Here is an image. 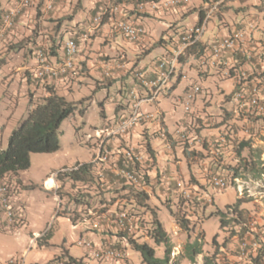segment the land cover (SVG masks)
I'll return each mask as SVG.
<instances>
[{
  "label": "crops",
  "instance_id": "0c3cea01",
  "mask_svg": "<svg viewBox=\"0 0 264 264\" xmlns=\"http://www.w3.org/2000/svg\"><path fill=\"white\" fill-rule=\"evenodd\" d=\"M120 1L127 11V16L136 19L146 28V36L138 43L128 41L116 29L114 21L106 15L98 28L90 29L93 18L114 0H57L52 9L47 8L48 0H31V5L20 12L15 25L7 31L0 32V62L1 65L7 63L10 67L2 81L16 84L19 81L22 85L26 82L27 92L24 96L27 95L29 98L33 95L35 98L40 91L46 92L44 86L46 83L54 85L57 92L68 100L77 101L80 97L81 100L87 99L89 95H86V90L95 85L106 93L112 103L107 108L106 101H101L104 119L102 125L96 129L97 139L89 148L91 150L88 158H76L74 164L63 167H73L77 162L92 161L95 175L93 181L76 183L74 186L71 181L61 182L54 178L55 170L40 172L38 179H33L32 175L25 176L27 170L20 172L15 202L24 206L26 223L29 221L28 215L32 208L29 191L39 189L42 194L51 196L56 204L60 203L61 208L57 213L71 222L72 231L79 232V237L69 243L66 236L62 241L56 240V232L44 237L46 230L29 231V244L36 245L37 248L30 263L46 264L55 259L68 261L67 256L70 255L76 262L69 264H131L133 261L130 249L133 248L127 238V232L122 229L117 219L120 210L131 208L135 217L141 218L145 227L136 230L133 237L139 242H147L153 246L156 256L162 258L165 248L162 245L158 246L147 231L152 225L151 209L156 212L173 243L174 257H171L170 264H173L177 257L179 259L174 264H254L239 256V247L243 239L264 237L263 196L252 191L255 195L245 199L246 195L239 193V186H234L236 189L234 200L220 207L215 203L210 186H213L212 177L224 174L227 168H230V164L235 167L240 161L238 155L233 161L230 160V155L237 152L243 154L246 150L254 148V142L264 136V117L252 118L248 123L251 134L244 132L245 122L234 113L233 93L237 87L236 79L226 75V66L203 65L202 53L204 46L213 39L227 36L242 27L248 20L247 17L255 18L258 24L254 37L264 40V7L255 3L256 9L252 8L249 0L221 2L216 14L208 21L201 41L191 53L185 54L184 62L172 76V87L168 94L170 97L179 86L182 79L180 75H187L183 95L171 97L172 102L180 103L185 111L174 134L169 129L172 122L165 121V113L161 111L158 102L142 105V110L156 112L161 118L160 122L143 121L134 130L145 138L141 141L147 150V153H144L137 147L146 158L144 167L147 178L143 190L148 193L151 208L146 209L138 206L133 196L127 198L128 190H118L122 187L123 180L117 175L118 168L122 165L121 156L125 147L129 144L136 147L142 142H136L138 138L134 132L129 142L123 137L114 139L115 136H108L107 130L128 111L129 95L132 90L139 91L141 95L147 94L146 87L140 84L135 73L140 71L148 80L155 79L157 62L172 55L180 43L182 33L200 24L204 19L205 8L218 0L193 2L181 0L176 6L158 8L146 4L141 12L138 11V4L143 0ZM20 2L21 0H0V22L5 11L17 7ZM196 13V20L179 24L181 19L187 20ZM247 14L249 16H246ZM154 18L161 20L171 18L169 29L156 27ZM71 36H75L79 44L80 51L77 57L79 74L35 83L33 72L37 65V50L40 47L45 48L50 59L55 60L63 54V43ZM53 50L56 52H51ZM230 59L229 56L223 58L224 61ZM119 63L123 66L118 67ZM237 66L247 71L251 78L260 79L264 76V64L256 60L239 63ZM192 85H199L201 92L197 94L191 111L187 112L183 98ZM21 95L22 92L18 93V97ZM92 102L94 99L93 101L91 99ZM83 107L86 108V113L89 105L84 103ZM160 126L166 131V137L160 136ZM152 132L157 135L154 140ZM242 142L248 144L241 148ZM45 183H48L47 186ZM78 191L90 193V203L99 201L98 204L95 207L87 204L80 207L74 205L70 198ZM186 191L196 195L194 201L186 200L184 196ZM238 198L243 199L239 209L248 222H236L233 226L230 224L221 226L220 223L223 234L221 236L217 234L212 242L205 241V231L199 228L200 220L205 221L211 217H218L220 220L216 213L227 211V205L234 204ZM210 204L212 206L208 208ZM164 207L169 210V214L165 212L167 223L161 214ZM56 210L55 205L47 206V212L51 217ZM76 212L80 217L73 222L70 217ZM84 213L90 217L82 219ZM174 213L184 214L192 222L189 230L180 226ZM199 230L202 237L198 236ZM21 232L19 229L16 234L19 235ZM195 239L201 243L203 241L204 245L202 243V252L196 255L195 261H191L186 256L185 246ZM80 241H91L97 245L110 243L122 250L124 257L109 263L100 262L89 254L87 247L81 245ZM69 244H76V249L73 250ZM24 253L28 254L29 249L26 248ZM261 257V264H264V253Z\"/></svg>",
  "mask_w": 264,
  "mask_h": 264
},
{
  "label": "built area",
  "instance_id": "2783aa9c",
  "mask_svg": "<svg viewBox=\"0 0 264 264\" xmlns=\"http://www.w3.org/2000/svg\"><path fill=\"white\" fill-rule=\"evenodd\" d=\"M57 0H48L47 8L52 9ZM181 0H148L140 1L138 11H143L146 4L152 8L172 7L179 4ZM186 1V0H185ZM218 0L213 4H209L204 10L203 21L190 29H186L181 37L180 43L171 56L161 58L157 64V77L148 80L140 71L135 76L140 84L146 87L147 94L141 95L139 91L132 90L130 92V111L124 114L114 126L107 130L108 136L123 137V134H132L133 129L140 125L143 121L157 120L161 118L158 113L142 110L143 104L155 103L161 96L168 95L172 87V76L178 72L181 61L180 57L185 53L186 49L199 43L206 31L208 21L216 14L221 2ZM31 0H21L17 7H11L6 10L0 22V32L11 29L23 8L29 7ZM108 16L114 21L116 29L130 42L138 43L146 36L147 31L143 24L136 19L127 16V11L120 0H114L108 6H105L96 15L90 25V29L98 28L103 21L104 16ZM244 25L227 36L217 37L204 46L202 57L203 65L226 66V75L233 76L237 81V87L233 93L235 102V116L245 122L244 132L251 134L249 121L254 117H264V76L260 79L251 78L250 74L239 68L237 64L243 62H257L264 64V40L254 37V32L258 29L255 18H249ZM64 52L55 60L50 59L49 52L40 47L37 50V65L33 72V80L36 83L46 82L54 78H69L78 74L79 68L77 57L79 54V44L74 36L67 38L63 43ZM229 56V61L223 58ZM118 67L123 65L119 63ZM180 78H187L182 74ZM201 92L199 85H192L183 98V105L187 112H190L195 102L196 96ZM161 136L166 137V131L162 128ZM122 165L118 168L117 175L125 184L135 189H144L146 185L147 172L144 167L145 155L137 147L128 145L125 147L122 156ZM57 172L53 174L55 178ZM240 182V178H234ZM264 183V172L257 183ZM48 183H45L47 186ZM214 187L224 190L228 187L229 181L224 175H216L212 177ZM19 188V183L15 178L7 177L0 180V223L5 226L19 229L26 223L24 206L15 202V195ZM248 195L253 196L255 193L248 189ZM242 185H239L240 195H244ZM264 196V193H260ZM184 196L188 202L194 201L196 195L191 191H186ZM233 212V209L230 210ZM120 226L127 232L128 236H134L136 230L145 228L141 218L135 217V213L131 208L120 210L117 214ZM81 245L86 246L89 254L96 260L109 263L124 257V252L115 248L112 244L97 245L91 241H80ZM259 253H264V237H254L253 239H243L240 242L239 256L243 259L250 260L254 264V257ZM174 256V255H173ZM0 264H25L23 257H10ZM46 264H69L64 259H55Z\"/></svg>",
  "mask_w": 264,
  "mask_h": 264
},
{
  "label": "rangeland",
  "instance_id": "374dc122",
  "mask_svg": "<svg viewBox=\"0 0 264 264\" xmlns=\"http://www.w3.org/2000/svg\"><path fill=\"white\" fill-rule=\"evenodd\" d=\"M195 0H191L193 2ZM250 7L255 8L254 5L257 3L260 7H264V0H249L248 1ZM246 16H249L248 14ZM197 19V13L193 16L191 15L187 20L181 19L179 24H186L187 22H192ZM172 20L168 18L167 20H161L154 18L153 21L156 24V27L163 28L164 30L169 29V21ZM151 24V22H149ZM7 59V56L4 57ZM9 64L1 65L0 62V149H4L8 145L9 137L11 132L19 126L23 118H25L28 114L29 110V98L24 96L27 92V84L26 82L22 85L17 81L16 83L12 82H3L9 71ZM80 70L78 71L79 74ZM187 81V78H182L179 86L174 89L171 97L181 96L183 95V88ZM22 95L18 97V93ZM36 92V91H35ZM113 92V90H111ZM47 93L45 91H40L37 97L34 98L35 101H41L43 97ZM86 95H89L87 99H84L83 102H80L81 98H78L77 108L75 111L63 120L60 127V148L54 152H33L31 154V164L30 167L25 171V176L32 175L33 179H38L39 173L48 171L52 172L55 170L59 171L64 166L74 164V160L76 158H88L89 149L91 145H94L96 137V129L100 127L103 123V115L101 113V101H106V106H111V100L106 96L104 91L99 90L95 85L89 87L86 90ZM171 97L168 95L161 96L158 99V104L161 109L165 113V121L172 124L169 125V129L172 134L175 133V130L178 126H180L181 118L185 114V111L182 105L174 104L171 100ZM129 98L130 95H129ZM91 99L94 102L91 103ZM76 100V99H75ZM127 102V101H125ZM89 105L85 114H81L80 108L83 107V104ZM89 103V104H88ZM128 111L125 114H128ZM160 116V115H159ZM153 121H156L155 119ZM136 129V127L133 129ZM159 131L161 133L162 128L160 126ZM158 131V132H159ZM136 142L141 140H145V138L141 137L138 132H134ZM152 140L157 138V135L152 132ZM131 133L123 134V138L129 141ZM161 136V134H160ZM121 138L116 137L114 139ZM130 142V141H129ZM142 144L137 145L142 152L147 153L146 148H144L143 141ZM255 147L246 150L243 154H239L238 152L230 155V160H234L238 155L240 161L238 164L233 167L230 164V168H227V171L224 172V175L228 181L229 185L226 189L220 190L216 187L210 186V190L212 195L215 198V203L224 207L227 203L234 200L236 196V189L234 186L242 185L246 198L249 199L248 189H252V191H256L259 193H264V183L259 182L256 183L257 179H260L262 173L264 172V136L261 137L260 140L254 142ZM251 162H256L255 168H252ZM234 163V162H232ZM236 163V162H235ZM69 167V166H68ZM237 170V171H236ZM238 176L240 178V182L235 181L234 177ZM237 184H235V182ZM31 194V210L29 211V221L25 223L20 229L22 232L18 235L11 227L5 226L3 223H0V262L5 261L10 257H23L25 259V264L30 263L32 259H34V252L37 249L36 245L29 244L30 234L29 231H39L46 230L50 231L52 234L56 232V240H61L64 236L68 238L69 243L73 242L72 240L77 239L79 237V232L71 230V222L67 220V218L61 214H58V210L61 208L60 203L57 204L53 201L51 196L46 194H42L39 189L29 191ZM264 198V196H263ZM55 205L57 210L54 212V215L51 217L47 212V206ZM212 204L208 208H211ZM138 210V209H137ZM63 211V210H62ZM167 212L169 214V210L164 207L162 217L164 221L167 223V217L165 216ZM231 215L227 216V219H233L237 214L234 212L230 213ZM139 215V214H138ZM90 217L86 213H84L81 218ZM264 217V216H263ZM202 219V218H201ZM243 221L248 222V219L243 216ZM144 221V220H143ZM220 220L218 217H211L207 220H200V227L205 231V241L212 242L217 234L220 236L223 234V230L220 227ZM235 221L230 222V226L235 225ZM190 224L192 222L190 221ZM228 224V225H229ZM27 227V228H26ZM24 231V232H23ZM27 232V233H25ZM25 233V234H24ZM198 236L202 237V232L199 230ZM203 240V238H201ZM203 245L204 242L202 241ZM72 249H76V244H69ZM161 246V245H158ZM165 248V246L162 244ZM161 246V247H162ZM29 249V253L25 254V249ZM130 255L132 256L131 264H147L143 261L142 255L140 252L130 249ZM174 254H172V257ZM181 257V255H180ZM178 257L175 261H178Z\"/></svg>",
  "mask_w": 264,
  "mask_h": 264
},
{
  "label": "trees",
  "instance_id": "16d2710c",
  "mask_svg": "<svg viewBox=\"0 0 264 264\" xmlns=\"http://www.w3.org/2000/svg\"><path fill=\"white\" fill-rule=\"evenodd\" d=\"M148 1V0H144ZM75 37V36H74ZM198 45L195 44L186 49L185 53L180 57L181 63L184 62V57L191 53ZM55 53L56 51H51ZM52 54V53H51ZM186 54V55H185ZM137 78V77H136ZM34 81V80H33ZM139 81V80H138ZM36 83V81H34ZM38 84V83H37ZM45 90L47 94L41 101H35L33 95L29 97L28 114L18 127H16L10 134L8 145L4 149H0V180L7 177L15 178L17 182L21 171L27 170L31 164V154L33 152H54L60 148V127L64 119L70 116L77 108V102L68 100L65 96L59 94L54 85L45 83ZM84 99L80 100L83 102ZM85 107L80 108L81 114H85ZM248 142H242L241 148H244ZM252 168H255L256 162H251ZM94 162H77L73 167H65L57 171V180L61 182L71 181L75 186L76 183H83L93 181L95 175L93 172ZM237 171V170H236ZM34 188V186H31ZM118 190H128L127 198L132 196L134 202L141 207L151 209L148 203V193L143 189H135L124 183ZM126 195H123V197ZM90 193L78 191L70 198V202L76 206L87 204L88 206H96V203H90ZM243 199L238 198L234 204L227 205V211H218L216 214L220 217L221 226H226L230 222L237 223L243 221V212L239 209ZM237 214L233 219H227L230 210ZM153 219L152 225L147 229L148 234L157 245L165 246V253L162 258L156 256V250L147 242H139L133 236H127L131 247L140 252L143 261L147 264H170L171 255L173 251V243L169 234L167 233L163 223L158 218L156 212L152 210ZM180 226L185 230L190 229V220L183 214L174 213ZM80 215L76 212L71 216L73 222L78 219ZM50 231L44 233V237H49ZM202 243L195 239L192 243H187L185 246L186 256L195 261L196 255L202 252ZM259 253L254 257L256 264H261V256ZM68 257V263L76 262L72 256ZM174 264V262H173Z\"/></svg>",
  "mask_w": 264,
  "mask_h": 264
},
{
  "label": "clouds",
  "instance_id": "9594fccd",
  "mask_svg": "<svg viewBox=\"0 0 264 264\" xmlns=\"http://www.w3.org/2000/svg\"><path fill=\"white\" fill-rule=\"evenodd\" d=\"M173 254V253H172ZM173 258V257H172ZM68 262V261H67Z\"/></svg>",
  "mask_w": 264,
  "mask_h": 264
},
{
  "label": "bare ground",
  "instance_id": "6f19581e",
  "mask_svg": "<svg viewBox=\"0 0 264 264\" xmlns=\"http://www.w3.org/2000/svg\"><path fill=\"white\" fill-rule=\"evenodd\" d=\"M52 183V182H51Z\"/></svg>",
  "mask_w": 264,
  "mask_h": 264
}]
</instances>
